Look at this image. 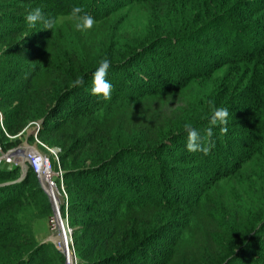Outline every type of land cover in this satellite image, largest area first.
Wrapping results in <instances>:
<instances>
[{
    "label": "trees",
    "instance_id": "obj_1",
    "mask_svg": "<svg viewBox=\"0 0 264 264\" xmlns=\"http://www.w3.org/2000/svg\"><path fill=\"white\" fill-rule=\"evenodd\" d=\"M117 1L0 0V145L16 146L21 140L6 133L17 135L36 120L42 121L39 136L62 148L79 264L221 260L229 251L216 238L226 233L212 204L208 209L211 188L255 157L264 159V0H127L121 7ZM133 2L164 28L119 51L109 34L113 14ZM76 6L95 19L92 29L75 28ZM37 7L54 20L52 30L25 22ZM64 16L71 18L58 23ZM105 58L106 79L112 84L116 75L119 82L108 100L91 94L92 73ZM218 71L224 74L217 80ZM78 77L83 85L72 87ZM200 87L205 97L194 95ZM213 106L228 109L227 132L213 127L207 137ZM185 124L200 133L207 155L170 151L186 147ZM164 157L201 161L188 168L201 176L190 175L185 190H174ZM20 174L0 163V264H65L55 244L34 232L52 213L49 198L32 169L23 179ZM243 234L241 228L224 240L239 246ZM243 255L227 264H241ZM244 263L262 264L248 255Z\"/></svg>",
    "mask_w": 264,
    "mask_h": 264
},
{
    "label": "rangeland",
    "instance_id": "obj_2",
    "mask_svg": "<svg viewBox=\"0 0 264 264\" xmlns=\"http://www.w3.org/2000/svg\"><path fill=\"white\" fill-rule=\"evenodd\" d=\"M122 2H127V0H118L117 3L119 7L125 6V3H122ZM128 4H129L128 6L121 9L120 11L118 10L116 13L113 14V16L115 17V21H114L113 29L110 30L109 34L113 33V35L115 36L114 38H116V40L119 43L118 47L122 44H124V46L125 45L130 46V44L139 43L140 41H142V38L145 35L150 33L149 31L153 30L158 25H159V30H162L164 28V25L157 18V16H153L148 11L146 12L142 8H139L138 7L139 4L135 2L128 3ZM115 8H117V6H115ZM70 18H71L70 16L60 17L58 23L62 24L65 20H68ZM168 27L174 28V26H168ZM164 36L168 37L169 34L164 35ZM132 40H137V41L131 42ZM112 42H113V37L111 38L109 36L107 39V43L111 45ZM124 46L119 47V51L123 50ZM110 50L118 51L117 47H114V45L111 46ZM223 74H224L223 71H218L215 74L214 79H217V78L221 79ZM111 78L112 79H109V78L108 79L113 81L112 83V90H113L114 87H116L119 84V82L116 78V75H114V77H112L111 75ZM206 81L207 82H204V84H208L209 82L213 84L214 82V81H208V80ZM126 83L128 82L126 81ZM126 83H125V80L122 81L123 88H126V90L121 91L122 94H125L126 92H128V90H130L129 87L126 85ZM91 85H92V82H91ZM197 87H199V84L196 86V88ZM200 90L202 91H199V93L195 92L194 95L199 96V98L205 97L206 94L204 93L206 89L204 88L202 89V87H200ZM35 122L37 121L35 120V121L29 122L28 125L23 130L25 131L24 132L25 136L30 134L29 135L30 141H32V136H31L32 132L31 133L29 132L31 128L35 126ZM231 128L234 129V127L232 126ZM232 134L234 133H232V130L230 129L228 135L231 136ZM17 135H14V136H17ZM10 136L8 137L11 138ZM25 136L23 135V138H25ZM38 138L39 140H41V142L44 145H46V147L42 145L40 150L46 153L48 152L47 147L50 146L51 148H53L55 146H59V145L48 144L39 135H38ZM11 139H14V138H11ZM2 140H4V135L2 134L1 128H0V141ZM184 148L186 152H189L187 150V147H183V146L176 147V149L170 148V151L175 152V153H180ZM3 151L7 152L6 150H3ZM61 154L62 153L59 152L60 161H61ZM225 154L226 153H224L223 155ZM164 158H165L164 160L166 161V164L170 167L173 173L174 180H173V184L172 185L170 184V185L174 190H177L178 188H183V190H185L188 184L187 182L189 181L188 177L190 175L191 177L193 176L198 177L200 175V173L195 174V175L189 174L191 170H188V168H191L192 166H196L201 161L189 162V163H179L178 160L166 159V157ZM263 161L264 159H259L255 157L250 162L246 163L241 170L232 172L231 174L222 177L218 181L219 185L211 188L212 196H210L211 201H210V204L208 205V209L210 208V205L212 204L213 208L211 209V211L213 212V214L217 216L219 220L218 225L222 227V229L226 233L225 234L226 236H224L223 238L218 232L216 234V238L221 243L222 241L224 242L223 243L224 247L227 251H229V253L223 256V259L221 258V260H218L216 258H211L210 256L205 257L203 264H227L229 262V258L235 255V253L238 255L247 254L248 256L257 259L259 263L264 264V217L263 218L260 217L261 214H264V172L262 171V168H264ZM0 163L8 165L7 162H5L4 160H0ZM54 165L56 167L58 166V161L55 158L53 159V166ZM204 169H207V167H204ZM23 178L20 177L19 179H23ZM36 179L39 185L42 187V184L38 176ZM63 182H64V188L66 190L65 180H63ZM44 193H46L45 190H44ZM66 193L69 198V194L67 190H66ZM51 207H52L51 215L48 218L36 223L34 227V232L40 241H44V240L50 241L52 237H55V236L57 237L58 235V229L54 225V208L53 206ZM61 213L64 214V219L67 218L65 208L62 209V206H61ZM68 218H69V209H68ZM188 224L189 222L186 221L183 227V230L182 228L180 229L184 231V229H186ZM69 227L72 229V232H74L73 227L71 226V223H70V219H69ZM243 227H246V228H243ZM241 228L244 230L243 235L245 236L246 241L239 246H236L234 244H233L234 247L230 246V244L227 245V241L225 242L224 239L228 238L227 240L228 242H230V240L234 239L235 231L237 230L241 231ZM179 230L177 231L179 232ZM245 232H247V234ZM72 239H73V235H72ZM54 246H56V244ZM73 247H74V244H73ZM247 255H243L239 257V259L244 260L241 264H246L244 262H245V256ZM66 261L67 260L65 259V264H66Z\"/></svg>",
    "mask_w": 264,
    "mask_h": 264
},
{
    "label": "built area",
    "instance_id": "obj_3",
    "mask_svg": "<svg viewBox=\"0 0 264 264\" xmlns=\"http://www.w3.org/2000/svg\"><path fill=\"white\" fill-rule=\"evenodd\" d=\"M3 115L0 111V122L1 125L3 126ZM42 127V121H37L35 122V126H33L30 130L29 133H31L32 136V141L29 139V135L25 136V131H22L19 133L17 136H10L11 138H17L21 140L16 146L10 148L7 150V152H4L2 149V146L0 145V160H4L7 162L8 165L4 164V166L8 169H13L16 167L20 168V173H21V178L27 175V172L29 169H32L33 172L40 178V174L42 172L43 165L49 167L50 173H48L47 177V183L50 187L54 188L56 192L51 189L50 192L51 194L48 195V197L51 200L52 206L54 208V216H55V211L57 212L59 222L62 225V228H64L63 221L65 222L67 229L70 233V240L71 244L69 247V243H66V247L68 250H72L73 253V262L71 264H79L78 258L76 256L74 247H73V239H72V229L69 227V218H68V209H69V198L67 196L66 190L64 188V171L61 167L60 163V157H59V152L62 153V148L60 146H55L51 148L50 146L48 148V152H44L40 150V148L44 145L41 140H39L38 135L39 131ZM28 133V131H27ZM23 135L25 138H23ZM56 159L58 161V166L56 167L55 165L53 166V159ZM61 206L62 209L65 208L67 218L64 219V214L61 213ZM54 225H57V221L54 220ZM64 236L65 235V230L63 229ZM67 238V237H66ZM72 246V248H71ZM56 247L63 253L64 251L61 249L59 245H56ZM65 259L66 264L68 263V257L66 255Z\"/></svg>",
    "mask_w": 264,
    "mask_h": 264
},
{
    "label": "clouds",
    "instance_id": "obj_4",
    "mask_svg": "<svg viewBox=\"0 0 264 264\" xmlns=\"http://www.w3.org/2000/svg\"><path fill=\"white\" fill-rule=\"evenodd\" d=\"M71 16L76 21L75 28L80 31H86L93 28L95 19L88 13L83 12V9L76 6L71 11ZM25 22L35 27L38 22L43 23L44 29H53L55 22L52 18H45L41 8L37 7L29 11L25 16ZM110 68V61L105 58L99 62L98 67L92 73V86L91 94L95 96H102L103 99L108 100L111 98L112 84L106 79L108 69ZM84 83L82 78H77L72 82V87L82 86ZM212 114L209 122L211 127L206 130V136L211 137L213 135V127H220L222 133L227 132V123L229 111L223 107H212ZM184 130L187 134V150L189 152H202L205 155L210 151L209 146L203 143V138L195 127L191 124H185Z\"/></svg>",
    "mask_w": 264,
    "mask_h": 264
},
{
    "label": "bare ground",
    "instance_id": "obj_5",
    "mask_svg": "<svg viewBox=\"0 0 264 264\" xmlns=\"http://www.w3.org/2000/svg\"><path fill=\"white\" fill-rule=\"evenodd\" d=\"M48 173H50L49 167L47 168V166L43 165L42 172L40 174L41 182L49 192L51 189H53L56 192V190L54 188L50 187L47 183V177H50V176H48ZM50 194H51V192H50ZM54 220L57 221L56 227L58 229V235H57V237L56 236L52 237L50 240H51V242L53 241L54 244L59 245L61 247V249L64 251V255H66L68 257V263L67 264H71L73 262V259H74L73 253H72L71 249L68 250L66 247L67 242L69 243V247L71 244L70 233H69L67 226H66L64 221H63L64 228H62V225L59 222L60 220L58 218L56 211H55ZM63 229L65 230V235L67 238L64 236Z\"/></svg>",
    "mask_w": 264,
    "mask_h": 264
},
{
    "label": "water",
    "instance_id": "obj_6",
    "mask_svg": "<svg viewBox=\"0 0 264 264\" xmlns=\"http://www.w3.org/2000/svg\"><path fill=\"white\" fill-rule=\"evenodd\" d=\"M39 180H40V182H41V179L39 178ZM41 184H42V182H41ZM42 187H43V189L46 191V193L48 194V195H50V192L45 188V186L42 184ZM46 241H48V240H44V242H46ZM51 241V240H50Z\"/></svg>",
    "mask_w": 264,
    "mask_h": 264
}]
</instances>
